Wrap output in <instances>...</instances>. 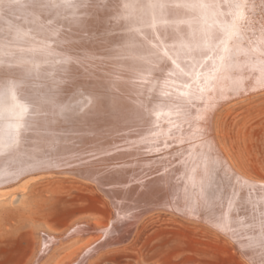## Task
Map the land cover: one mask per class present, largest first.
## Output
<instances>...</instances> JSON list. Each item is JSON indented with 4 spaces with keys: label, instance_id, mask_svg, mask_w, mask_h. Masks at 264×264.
<instances>
[{
    "label": "bare ground",
    "instance_id": "6f19581e",
    "mask_svg": "<svg viewBox=\"0 0 264 264\" xmlns=\"http://www.w3.org/2000/svg\"><path fill=\"white\" fill-rule=\"evenodd\" d=\"M56 2L71 6L0 11V187L71 174L110 211L103 226L85 216L56 234L26 224L23 264L59 238L97 235L57 263L86 264L156 210L196 218L264 264V181L236 168L213 121L222 101L264 88V0Z\"/></svg>",
    "mask_w": 264,
    "mask_h": 264
},
{
    "label": "rangeland",
    "instance_id": "374dc122",
    "mask_svg": "<svg viewBox=\"0 0 264 264\" xmlns=\"http://www.w3.org/2000/svg\"><path fill=\"white\" fill-rule=\"evenodd\" d=\"M236 96L217 107L214 131L236 168L264 181V88ZM20 181L24 187H19ZM108 202L93 183L71 174L38 173L0 187V264H23L29 256L26 224H41L56 234L72 221L89 216L91 223L103 226L110 211ZM170 212L143 215L127 242L99 249L86 264L247 263L225 236L196 218ZM93 238L97 235L83 242L59 238L61 243L38 264L67 260Z\"/></svg>",
    "mask_w": 264,
    "mask_h": 264
},
{
    "label": "snow or ice",
    "instance_id": "6c2138e0",
    "mask_svg": "<svg viewBox=\"0 0 264 264\" xmlns=\"http://www.w3.org/2000/svg\"><path fill=\"white\" fill-rule=\"evenodd\" d=\"M19 3V0H0V11H6L7 9H10L12 7L17 6ZM31 4L33 7L38 8V9H42V10H46L49 8H56V7H61V6H71L68 4H59L56 2V0H31ZM198 5H190V4H184V5H177V7H196ZM237 7H240L241 5L237 4ZM154 7H159L160 9H164L167 7L166 4L164 3H160L157 5H154ZM65 63H70L71 62V57H66L65 58ZM3 69L0 68V71H2ZM11 87H13L12 85H5V88L10 89ZM13 99H15V97L13 96ZM94 99H98L95 98ZM21 109V113H24L27 111V108L25 106H19ZM62 111H66L69 114H73L74 113V109H72L71 105H67L65 106ZM20 127H22V125L18 124L17 125V136L19 135V129ZM161 179H163V177H161Z\"/></svg>",
    "mask_w": 264,
    "mask_h": 264
}]
</instances>
